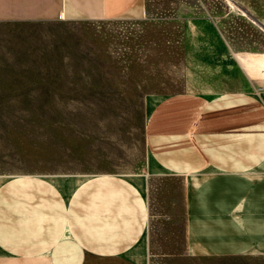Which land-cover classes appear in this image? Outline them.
<instances>
[{
  "label": "crops",
  "instance_id": "crops-1",
  "mask_svg": "<svg viewBox=\"0 0 264 264\" xmlns=\"http://www.w3.org/2000/svg\"><path fill=\"white\" fill-rule=\"evenodd\" d=\"M140 3L0 0V99H39L50 68L81 59L74 25L125 18ZM151 100L139 173H0V264L264 258L263 86Z\"/></svg>",
  "mask_w": 264,
  "mask_h": 264
},
{
  "label": "rangeland",
  "instance_id": "rangeland-1",
  "mask_svg": "<svg viewBox=\"0 0 264 264\" xmlns=\"http://www.w3.org/2000/svg\"><path fill=\"white\" fill-rule=\"evenodd\" d=\"M140 4L122 19L74 25L81 59L50 68L48 89L37 83L33 92L39 99H0V173H139L152 97L262 91L264 80L250 78L237 55L264 54V0Z\"/></svg>",
  "mask_w": 264,
  "mask_h": 264
},
{
  "label": "bare ground",
  "instance_id": "bare-ground-1",
  "mask_svg": "<svg viewBox=\"0 0 264 264\" xmlns=\"http://www.w3.org/2000/svg\"><path fill=\"white\" fill-rule=\"evenodd\" d=\"M237 56L250 78L264 80V54L244 53Z\"/></svg>",
  "mask_w": 264,
  "mask_h": 264
}]
</instances>
